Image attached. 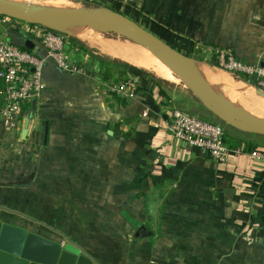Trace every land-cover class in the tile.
I'll return each mask as SVG.
<instances>
[{
  "label": "crops",
  "instance_id": "crops-1",
  "mask_svg": "<svg viewBox=\"0 0 264 264\" xmlns=\"http://www.w3.org/2000/svg\"><path fill=\"white\" fill-rule=\"evenodd\" d=\"M137 1L103 0L104 7L148 23L155 11L161 21L169 13L180 18L179 1L141 7ZM195 2L186 18L188 42L264 68V0ZM70 28L97 36L91 25ZM61 34L66 52L87 74L69 73L47 58L46 88L28 136L21 137L22 123L17 130L0 125V200L12 208L0 217L18 219L8 223L51 240L69 239L97 264H264V162L247 150H232L226 163H217L206 150L175 138L165 124L178 108L177 96L144 69L106 51L122 41L101 37L100 48ZM43 35L39 25L0 16V37L21 47L29 40L33 47H26L40 57L47 55ZM204 66L212 82L200 79L213 95L251 114L247 104L222 98L229 93L223 87L231 85L224 76L257 95L258 87ZM130 77L139 79L135 98L109 90ZM244 134L249 133L231 137L264 150V135Z\"/></svg>",
  "mask_w": 264,
  "mask_h": 264
},
{
  "label": "water",
  "instance_id": "water-1",
  "mask_svg": "<svg viewBox=\"0 0 264 264\" xmlns=\"http://www.w3.org/2000/svg\"><path fill=\"white\" fill-rule=\"evenodd\" d=\"M0 15L40 25L58 33H68L72 25L87 24L117 35L133 38L138 44L158 51L193 91L196 98L220 121L241 132L264 135V120L257 121L221 102L201 81L192 57L132 18L110 8L49 9L34 4L0 0ZM32 48L28 40L25 44ZM258 93H262L257 88ZM38 113V98L24 113L21 137L25 139ZM144 230L145 227H142ZM0 264H97L76 243L51 240L26 228L0 221Z\"/></svg>",
  "mask_w": 264,
  "mask_h": 264
},
{
  "label": "built area",
  "instance_id": "built-area-1",
  "mask_svg": "<svg viewBox=\"0 0 264 264\" xmlns=\"http://www.w3.org/2000/svg\"><path fill=\"white\" fill-rule=\"evenodd\" d=\"M43 29L46 57H40L0 37V77L4 83L1 92L3 105L0 108V125L6 130H17L21 127L27 105L33 98H39L45 90L44 65L47 58H53L69 73L87 74L85 66L73 62L66 52L65 36L46 27ZM218 54L220 65L237 75L264 77V68L261 66L243 64L225 51L219 50ZM260 83L264 85V81ZM138 89L139 79L136 77L112 83L109 87L112 93L129 99L137 96ZM165 128L186 144L206 150L217 163H226L232 150L237 153L246 150L244 146L231 148L227 144L226 128L222 123L206 121L180 108L172 111ZM248 152L253 159L264 162V150L254 149Z\"/></svg>",
  "mask_w": 264,
  "mask_h": 264
},
{
  "label": "rangeland",
  "instance_id": "rangeland-1",
  "mask_svg": "<svg viewBox=\"0 0 264 264\" xmlns=\"http://www.w3.org/2000/svg\"><path fill=\"white\" fill-rule=\"evenodd\" d=\"M50 1H59L65 4H70L72 6H76L77 8H83V9H92V8H104L105 3L103 2V0H50ZM170 1V2H169ZM168 3L171 5L172 0H169ZM175 1H179L177 3H179V7H180V18L177 17L176 15H172L171 13H169L167 15L166 18H164V21H161V18H159L158 13L155 11V13H153V15H149L152 17L150 21L151 23H148L149 20H147L144 17H132L133 20H135L138 24H140L141 26H144L145 28H151L152 30L155 28L156 31L158 32L157 34H160V36L167 41L169 44H171L172 46H174L175 48H177L178 50L182 51V52H186L188 49L192 50L193 53V57H192V61L193 64L196 65H206L207 66H211V67H215L216 69H219L220 71H224L227 73H231L232 76L236 77V79H241L235 72L230 71L222 66H214L210 63V61L212 60L213 56H219L218 51L219 48H213L210 46H207L206 43H194L193 41H189L188 42V34H187V16L189 13V6H191V4L196 1V6H203L202 4V0H175ZM151 6H155L156 3H158V0H138L137 1V6L141 7V4H145L147 3ZM45 7V6H42ZM108 8V7H105ZM197 12H202V9L197 11ZM174 14H177V10ZM159 21V23L164 24L165 27H167V31H163V27L164 26H160V24L158 25L160 29L156 28L157 22ZM175 21H179V24L176 26L174 23ZM155 23V24H154ZM173 25V26H172ZM175 25V26H174ZM95 28V27H94ZM162 28V29H161ZM69 31L68 33H73V31H78L81 32L83 34H85V37L88 38H84L82 37L81 39L85 41H90L91 43L97 45V47L103 48L104 46V42L101 39V37H108V38H115L118 39L120 41H122V47H113L112 49L110 47H106V51H112L115 52L117 55H119V57H121L122 59H124L125 61L127 60V57H131L133 56L135 53H133V51H136L137 49L134 47H141L146 49L147 51L152 52L153 54H155L157 57H159L160 60H162L164 63L168 64V62L161 57L162 55L160 53H158L155 50L149 49L146 46L140 45L138 44L133 38L127 37V36H122V35H117L111 32H106L102 29L99 28H95V32L96 33V37L93 34V32H87V31H82V30H76L74 28H67ZM85 32V33H84ZM90 33V34H89ZM89 35V36H87ZM91 36V37H90ZM79 38V37H78ZM92 39V40H91ZM95 42H94V41ZM89 42V43H90ZM97 49V48H96ZM201 51V52H199ZM127 56V57H126ZM154 58V56L151 55L150 60L146 61L144 64L138 65V64H134L131 63L130 61H128L129 63H131V66L134 68H140V69H144L145 71H147L152 77H154L159 83L160 85H162L166 90H168L172 95L177 96V101H178V108L183 109L185 111H188L206 121H210V122H215V123H222L225 128L226 131L232 135V134H242L243 132H240L239 130L230 127L229 125L225 124L224 122L220 121L215 115H213L208 109H206V107L201 103V101L196 98V96L194 95L193 91L190 89V87L184 82V80L176 73L177 77L174 76L171 71L167 68H165V64L162 61H157L152 59ZM169 65V64H168ZM205 67V66H204ZM209 73V71L211 72L210 68L205 67ZM173 69V68H172ZM175 71V70H173ZM176 72V71H175ZM255 76V75H253ZM257 77V76H255ZM224 79H226L231 85L228 84L227 88L226 86L223 87V89L226 92H229L226 94H223L222 98L226 97V98H230L233 99L232 100V105H236V101H239L241 103L247 104V107L250 109L251 114H248L252 117H258L260 116L263 120V115L260 113L258 114V112L260 111V108H255V100H249V97H243L241 94H239L240 89H242L245 85L240 82L237 81L235 79L229 78V77H225ZM236 85V86H235ZM247 88L250 89L251 94L257 96V97H261L259 95H257L255 93V90L253 87H250L248 85H246ZM239 88V90H238ZM231 95V96H230ZM241 98H243L241 100ZM248 99L249 102H247L246 100ZM237 106V105H236ZM234 108V106L232 107ZM248 112V113H250ZM243 114H245V112H241ZM248 137H257V136H252L250 134H244ZM260 138V137H258ZM3 209H12L11 206H8V204H4L3 202H1L0 200V215H1V210ZM18 219H15L13 217H0V221L3 223H8V222H12Z\"/></svg>",
  "mask_w": 264,
  "mask_h": 264
},
{
  "label": "bare ground",
  "instance_id": "bare-ground-1",
  "mask_svg": "<svg viewBox=\"0 0 264 264\" xmlns=\"http://www.w3.org/2000/svg\"><path fill=\"white\" fill-rule=\"evenodd\" d=\"M10 1H16V2H19V3H24V4H34V5H37V6H40V7H42V6H45V8H49V9H65V10H76V9H79V8H77L76 6H72V5H70V4H65V3H62V2H59V1H50V0H10ZM69 31H71V30H69ZM83 31V30H82ZM95 32V31H94ZM85 33V32H84ZM90 34V33H89ZM72 35H74V36H76V37H79L80 39L82 38V37H84V38H86L85 37V34H83V33H81V32H78V31H73V33H72ZM87 36H89V35H87ZM91 37V36H90ZM83 39V38H82ZM86 39H88V38H86ZM86 39H84V40H86ZM92 40V39H91ZM94 41V40H93ZM88 42V41H87ZM90 42V41H89ZM95 42V41H94ZM91 43V42H90ZM144 46V45H143ZM146 47H148V46H146ZM137 49L136 51H133V53H135L133 56H131V57H127V60L128 61H130L131 63H134V64H138V65H141V64H144L146 61H148V60H150V57H151V55L152 56H154V58H152V59H154V60H159V61H162V60H160L159 59V57H157L155 54H153L152 52H150V51H147L146 49H144V48H139V47H134V49ZM149 49H152V50H155V49H153V48H151V47H148ZM156 51V50H155ZM158 52V51H157ZM159 53V52H158ZM161 57H163V56H161ZM163 62V61H162ZM164 63V62H163ZM165 64V68H167V69H169L170 71H171V73L174 75V76H176L177 77V75H176V72L175 71H173L174 69H172V67H171V65L169 64H166V63H164ZM195 69H196V71H197V73L202 77V78H205L206 80H208V81H210V82H212L211 80L212 79H210V77H209V74H208V71H207V69L203 66V65H196V64H194V66H193ZM216 74H218V73H216ZM217 79H218V81H219V83H221V84H224V83H226L225 82V80L221 77V76H217ZM215 82V81H214ZM236 86V85H235ZM238 90H239V88H238ZM258 93V92H257ZM239 94H241L243 97H249L248 99L249 100H255V108L257 109V108H260V107H262L261 109H260V111L258 112V114L260 113V115L262 114L263 115V118H264V98H262V97H264V92L262 93V94H259L261 97H257V96H255V95H253V94H251V92H250V89L249 88H247V87H243L242 89H240V91H239ZM222 99V98H221ZM243 98H241V100H242ZM248 99L246 100L247 102H249L248 101ZM235 109V108H234ZM236 110V109H235Z\"/></svg>",
  "mask_w": 264,
  "mask_h": 264
},
{
  "label": "trees",
  "instance_id": "trees-1",
  "mask_svg": "<svg viewBox=\"0 0 264 264\" xmlns=\"http://www.w3.org/2000/svg\"><path fill=\"white\" fill-rule=\"evenodd\" d=\"M1 16V15H0ZM2 17H5V16H2ZM12 19V18H11ZM32 25H35V24H32ZM40 26V25H39ZM42 27V26H40ZM56 32V31H55ZM58 33V32H57ZM23 49L25 50H29L26 46H22ZM30 51V50H29ZM201 52V51H199ZM189 57H193V53H192V50L188 49L186 52H185ZM210 63L214 66H221L220 65V60L217 56H213L212 60L210 61ZM241 78H243L244 80H247L249 82H251L253 85H255L256 87L264 90V85L260 83L261 79L260 78H257L255 76H252V75H248V74H238ZM124 79V78H123ZM125 80V79H124ZM122 81V80H120ZM120 81H117V82H120ZM3 87H4V83H3V80L1 79L0 77V108L2 107L3 105V96L1 94L2 90H3ZM163 94H165L164 91H162ZM31 106V103H29L27 105V109H29ZM225 141L227 142V144H229V146L231 148H237V147H240L243 143H245L246 145V150L247 151H252L256 148V144H252V143H249V142H244L242 140H239L237 138H234V137H231V135L226 131V134H225Z\"/></svg>",
  "mask_w": 264,
  "mask_h": 264
}]
</instances>
